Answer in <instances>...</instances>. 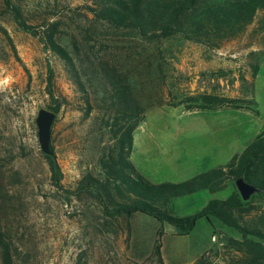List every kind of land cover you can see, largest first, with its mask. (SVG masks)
<instances>
[{"label": "rangeland", "instance_id": "rangeland-1", "mask_svg": "<svg viewBox=\"0 0 264 264\" xmlns=\"http://www.w3.org/2000/svg\"><path fill=\"white\" fill-rule=\"evenodd\" d=\"M12 1L40 34L44 24L58 22V35L66 36L60 43L66 47L69 35L82 40L83 29L93 27L90 43L107 41L113 54H122L117 40L87 11L94 7L91 0ZM262 18L259 13L242 34L214 49L180 38L140 47L135 90L145 116L133 132L130 160L148 182L188 180L209 166L207 158L225 167L264 134ZM48 65L54 72V97L62 102L50 143L63 189L74 192L71 196L52 187L35 125L38 111L53 105ZM252 65L259 68L256 76ZM100 116L97 109L86 116L81 92L63 62L20 30L0 0V225L12 243L14 264H160L152 251L157 241L162 264H192L202 255L212 264H237L242 254L233 242H240V235L233 230L212 229L201 219L181 235L145 215L128 228L123 219L105 216L94 198L77 195L84 176L100 178L97 157L110 143L99 130ZM216 145L221 148L213 154ZM231 190L227 183L218 194L202 191L172 199L163 209L189 216L211 199H225ZM252 197L256 209L242 216L240 224L264 227V195Z\"/></svg>", "mask_w": 264, "mask_h": 264}, {"label": "trees", "instance_id": "trees-1", "mask_svg": "<svg viewBox=\"0 0 264 264\" xmlns=\"http://www.w3.org/2000/svg\"><path fill=\"white\" fill-rule=\"evenodd\" d=\"M3 1L16 26L38 38L46 51L63 62L72 83L81 92L86 116L95 109L101 115L99 130L102 136L109 137L110 143L103 146L97 157L100 178L90 174L84 176L77 186V195L94 198L105 216L123 219L128 228L138 215H145L187 235L199 220L205 219L212 229L222 226L240 235V242H233L236 251L242 254L237 264H264V227L248 229L240 224L241 217L256 208L251 199L243 202L234 186L235 179L243 176L264 195V134L241 154L233 156L225 167L177 184H151L137 173L130 160L133 132L145 116V108L135 90L140 47H158L180 38L183 42H194L209 49L218 48L223 40L242 34L259 13L263 17L260 29L264 33V0H91L94 7H87V11L93 15L94 22L121 45L120 56L113 54L107 41L90 43L93 27L83 29L82 40L69 35V47H66L60 43L66 36L58 35V22L44 24L46 28L40 34L36 27L26 22L19 6L12 0ZM252 68L256 76L259 68L257 65ZM53 80L54 72L48 65L47 91L53 105L47 108L57 117L62 102L54 97ZM203 99L211 101L207 97ZM195 101L200 102L199 99ZM50 149L52 156L42 155L48 166L50 183L57 191L71 196L74 192L63 189V174L52 143ZM227 183H231L232 190L225 199H211L195 214L179 217L163 209L172 199L202 191L218 194ZM66 199L69 201V197ZM5 237L0 225V264H14L12 243L9 244ZM160 250L157 241L152 251L162 264ZM192 264L212 262L208 255H202Z\"/></svg>", "mask_w": 264, "mask_h": 264}, {"label": "water", "instance_id": "water-1", "mask_svg": "<svg viewBox=\"0 0 264 264\" xmlns=\"http://www.w3.org/2000/svg\"><path fill=\"white\" fill-rule=\"evenodd\" d=\"M55 120L56 114L47 109H40L35 118L40 149L43 154L48 156L53 155L50 149V140L51 128ZM234 186L243 202H248L252 196L260 192L257 186L247 182L243 176L235 179Z\"/></svg>", "mask_w": 264, "mask_h": 264}, {"label": "crops", "instance_id": "crops-1", "mask_svg": "<svg viewBox=\"0 0 264 264\" xmlns=\"http://www.w3.org/2000/svg\"><path fill=\"white\" fill-rule=\"evenodd\" d=\"M133 146H134V145H133ZM220 148H221V147H218V146L216 145L213 154H216ZM213 157H214V156H213ZM206 161L209 163V166H208V167L201 168V169L198 171V173H196V174H201V173H204V172H206V171H209V170H212V169H216V168L219 166V164H217L218 160H217L216 158H214V159L207 158ZM220 166H221V165H220ZM218 168H219V167H218Z\"/></svg>", "mask_w": 264, "mask_h": 264}]
</instances>
